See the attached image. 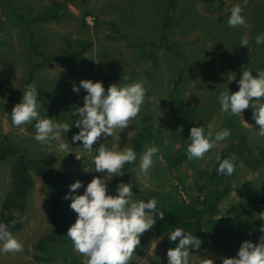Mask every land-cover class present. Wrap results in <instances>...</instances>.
I'll return each instance as SVG.
<instances>
[{
    "label": "rangeland",
    "instance_id": "374dc122",
    "mask_svg": "<svg viewBox=\"0 0 264 264\" xmlns=\"http://www.w3.org/2000/svg\"><path fill=\"white\" fill-rule=\"evenodd\" d=\"M53 1L64 2L70 14H61L54 20L32 22L30 26L36 35L34 40L41 42V49L47 54L57 53L67 39L88 40L89 45L84 54L93 60V64L81 67L73 65L71 61L51 60L35 71V83L53 93L72 92L71 104L78 107L82 106L85 91L81 89L79 93L73 92L71 85L75 83L79 87L81 79L99 80L105 89L112 83L145 81V93H149L148 114L153 125L162 132V148L165 151L186 152L189 143L177 125L183 118L173 110L174 102L169 98V92L175 86L180 100L179 110L186 107L195 109L197 121L205 130L215 132L220 128H228L230 131L225 141L219 142L201 159L188 160L186 157L177 166L171 167L163 155L154 154L153 165L142 173L139 169L140 159L146 148L151 147L147 141L134 166L142 188L173 191L176 186L177 193L186 200L198 195V184L207 190L212 181L208 173L216 162L215 155L233 142L235 131L245 135L252 149L255 145L264 149V137L257 134L258 125L252 119L251 109L243 111L242 121L237 116L222 113L217 102V95L224 83H227L230 91L238 87L235 81H227L230 72L238 79L240 72L249 66L253 70H264V66L255 60L250 65L251 61L245 58L252 38H255L252 37L257 25L255 18L264 21V0H177L172 23L164 31L165 34L161 33L160 24L166 0H86L84 3L69 0H0V135H6L14 146L25 147L30 156L51 153L48 161L63 166L69 173L70 183L78 179L84 185L93 175H102L90 171L93 169L91 161L96 145L101 143L111 148L116 142L115 135L101 136L89 153L81 147L79 141L72 142V134L78 131L75 126H70L65 134L61 132L59 140L42 144L34 139V122L21 126H13L11 123L10 112L22 96L29 63L40 59L28 44L27 28L14 15V10L30 18ZM237 4L242 8L247 27L231 28L227 25L230 9ZM84 10L91 12V16L85 19L86 26L81 23ZM259 32L264 34V23ZM163 36L171 44L170 48L166 46ZM243 38H249L247 48L239 45ZM150 52L156 56L155 66H152ZM203 60L209 61L210 67ZM251 74L255 75V72ZM175 80H179L177 85H173ZM38 99L43 107L40 109L42 117L46 115L57 123H69L55 103L47 98ZM143 107L142 104L137 117L118 133L117 144L121 149L127 147L133 134L139 130ZM229 116L233 118L236 128L228 125ZM77 119L79 116L74 120ZM61 143L67 145L63 150L59 148ZM12 161L13 157L8 156L0 162V207L11 183ZM31 175L34 185L27 197L25 222L21 229L13 233L21 242L22 251L0 253V264H70L63 260L58 248L52 252L51 260L36 259V243L51 228L50 204L40 192L39 176L33 171ZM224 178L222 190L225 197L221 206L244 196L247 187L261 183L264 180V164L249 169L239 161L232 175ZM113 190L115 193V188ZM76 192L82 193L83 187ZM75 215L68 206V219L74 221ZM153 217L156 219L155 213ZM158 237L153 226L145 231L139 237L143 240L142 254L135 250L130 264H146L150 259H167L166 249L161 239L157 240ZM250 240L254 244L257 242L256 239ZM189 251L190 263L205 264L207 256L215 260L224 249L200 246L197 249L190 248ZM77 254L78 264H87V258L79 252Z\"/></svg>",
    "mask_w": 264,
    "mask_h": 264
},
{
    "label": "clouds",
    "instance_id": "9594fccd",
    "mask_svg": "<svg viewBox=\"0 0 264 264\" xmlns=\"http://www.w3.org/2000/svg\"><path fill=\"white\" fill-rule=\"evenodd\" d=\"M227 25L231 28L247 27L240 5L231 7ZM254 42L257 45L264 43V34L257 35ZM248 44L249 38H243L239 43L246 48ZM252 71L255 75L251 74ZM230 73L227 81H235L238 87L235 91H230L227 83H224L223 89L217 95L220 111L244 121L241 118L242 113L250 108L252 119L258 125L257 134L264 137V70L246 68L240 72L238 79L234 73ZM71 88L76 93L81 89L85 91L82 106L76 107L79 119L71 122L78 129L71 136L72 142L79 141L81 147L89 153L101 136L115 135L116 142L111 148L103 144L97 146V153L93 158L94 167L90 171L102 175H93L84 185L78 179L68 185V192L63 199L69 201L68 206L76 215L65 235L72 241L74 249L87 258V264H130L137 245H140L139 237L156 223L153 213L160 218L163 212L157 207L155 198L133 201L131 184L118 182L115 193L112 194L107 189V182L113 176L123 175L120 172L123 165L136 159V153L131 147L121 149L117 141L118 133L137 117L144 103L145 81L112 83L105 89L99 80L81 79L79 87L73 83ZM38 97L36 85H26L19 102L11 109V123L13 126H21L34 122L35 141L48 144L59 140L60 133L65 134L70 123H57L46 115L42 117L40 109L43 107ZM2 100L4 103L3 98ZM117 129L119 131L114 132ZM229 136L228 128L213 132L200 125L191 126L187 136V159L203 158L205 153ZM67 145L61 143L59 148L63 150ZM156 153L155 146L146 148L139 163L142 173L147 172L153 165L152 158ZM215 160L218 173L232 175L235 156L222 159L217 153ZM81 187L83 192L77 194L76 190ZM257 217L264 223V211L258 212L254 218ZM165 236L169 242L176 241L173 247L166 250V264H190L189 249L199 248L201 240L180 227L173 228ZM163 237L160 236L157 240ZM22 247L21 242L10 232L9 225L0 222V253L20 252ZM205 264H214V260L207 256ZM221 264H264V236H260L255 244L251 240H242L235 256L223 257Z\"/></svg>",
    "mask_w": 264,
    "mask_h": 264
},
{
    "label": "trees",
    "instance_id": "16d2710c",
    "mask_svg": "<svg viewBox=\"0 0 264 264\" xmlns=\"http://www.w3.org/2000/svg\"><path fill=\"white\" fill-rule=\"evenodd\" d=\"M85 2L86 0H69ZM177 0H166L167 4L163 11V19L161 20V33L171 25L173 11ZM70 14L64 2L53 1L49 6L36 12L30 18H26L21 13L14 10V15L24 22L27 30L28 44L33 52L40 57L39 60L30 62L28 71L24 80V88L28 84L34 83L37 87L38 96L47 98L55 103L60 110V113L67 117L70 126L74 127L71 122L78 117L77 106L71 104L73 93L63 91L53 93L41 87L34 82L35 71L46 65L51 60L71 61L75 66H89L93 64V60L85 56V51L89 45L88 40L67 39L64 47L55 54H47L41 49V42L34 40V34L30 24L36 21L54 20L61 14ZM91 16L89 10H84L82 13L81 23L86 26L85 19ZM256 27L252 37L260 35V29L263 20L255 18ZM164 40L166 37H164ZM251 45L245 53V58L249 59L250 65L252 60L257 64L264 66V43L257 45L252 38ZM167 42V40H165ZM152 43H148L151 45ZM167 47L171 44L166 43ZM149 57L152 60V66H155L156 56L150 52ZM210 67L209 61L203 60ZM222 65H218L221 67ZM246 67V66H245ZM249 66L248 68H251ZM224 68V67H222ZM237 67H234L235 69ZM244 68V67H243ZM232 69V70H233ZM179 80H175L173 85H177ZM176 86L169 92V98L172 101V108L177 111L179 116L183 118L178 121L179 130L184 136H188V130L191 126L200 125L197 121L196 110L191 107L184 109L178 108L180 100L175 90ZM144 107L140 118V128L131 137L127 147H131L136 153V159L132 163H125L120 169L123 175L115 177L107 184V189L114 194V188L118 182L129 183L133 187L132 200L147 201L150 198H155L158 208L163 212V216L156 217V223L153 225L154 231L161 238L162 246L167 250L173 247L176 241L169 242L165 236L170 230L175 227L183 228L188 233H193L194 236L201 240L203 247L223 248L224 252L217 256L214 264H221L223 257L235 256L239 244L242 240L256 239L257 242L260 236H264V223L254 218L258 212L264 211V180L258 185L247 187L244 191L245 195L240 196L238 200L221 206V201L225 197V192L222 190L224 186L223 174L216 171L217 162L214 163L212 170L208 173L212 180L207 190H204L202 185L198 184V195L190 197L188 200L182 199L177 193V187L173 191H163L155 188H142L135 175L134 166L136 165L139 156L148 141L150 146L157 148V155H163L169 166H177L186 158V152L165 151L162 148L164 143L162 132L156 128L151 122L148 114L149 93H145ZM196 103V102H195ZM194 103V104H195ZM250 116V115H249ZM228 125L236 128L235 122L230 117ZM177 122V121H176ZM201 126V125H200ZM236 130V129H235ZM101 144V143H98ZM92 155L91 164L93 166V158L97 153V146ZM51 153H39L36 156H30L28 151L23 146H14L6 135H0V162L8 156L13 157L11 165V183L9 189L4 195L0 207V222L9 225V230L13 234L24 225V216L27 212V197L31 192L34 181L31 171L35 172L40 178V192L47 198L50 204V231L45 236L38 239L36 246L38 249L36 259L49 261L52 259V252L55 248L60 250L59 254L65 262L70 264H78L79 255L75 251L72 241L65 235L68 226L73 222L68 219V204L69 201L63 199V196L68 192L70 184V176L67 170L61 165H54L48 161V156ZM221 158L235 156V168L239 161L249 169H255L264 164V149L261 146L255 145L253 149L246 142V137L242 132L235 131L233 142H230L220 152ZM94 167V166H93ZM233 171V172H234ZM119 174V173H118ZM204 191H203V190ZM203 191V193H199ZM257 212V213H256ZM219 217V218H218ZM15 223H11V222ZM140 240V238H139ZM143 240H140V245L135 249L139 254H142ZM51 249V251H50ZM167 259L156 260L150 259L146 264H166ZM80 264H82L80 262ZM193 264V263H190Z\"/></svg>",
    "mask_w": 264,
    "mask_h": 264
}]
</instances>
